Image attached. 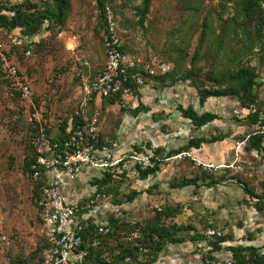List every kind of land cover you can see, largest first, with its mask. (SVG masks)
Segmentation results:
<instances>
[{
    "label": "rangeland",
    "instance_id": "rangeland-1",
    "mask_svg": "<svg viewBox=\"0 0 264 264\" xmlns=\"http://www.w3.org/2000/svg\"><path fill=\"white\" fill-rule=\"evenodd\" d=\"M22 1L0 0V3L11 5ZM31 1L39 6L50 4V0ZM67 3L60 24L43 26L32 37L24 36L18 29L0 28L2 50L29 79L35 106L43 110L49 131L54 127L58 130L61 121L72 112L79 99L80 78H94L106 57L104 24L96 0H67ZM216 4L214 1L212 6ZM105 5L115 15L127 53L146 61L153 58L166 61L171 71L177 68L182 72L191 66L199 42L200 18L207 6L205 0H151L143 23L137 15L139 0H106ZM195 12L198 19H194ZM201 55L188 80L178 79L169 85V80L163 82L151 77L141 99L133 92L132 96L121 95V103L105 99L102 106L93 104L88 116L99 112L101 141L111 147L114 158L122 159L121 168L127 170L121 176L118 175L121 168L115 167V175L107 185L109 201L120 206L121 214L112 216L108 212L106 216L130 225L134 221L144 225L155 221L168 226L174 223L179 226L176 235L186 239L202 234L208 226H218L229 238L227 243L246 245L251 237L254 239L251 242L260 247L264 242V203H257V197L264 195V155L249 147L248 138L259 130V125L251 122L249 108L242 107L234 96L210 97L203 105L199 104V88L191 85V80L198 78L205 82L208 69L205 46ZM245 64L253 67L257 76L254 89L257 103L253 108L264 114V39L262 51L258 50ZM137 103L148 110L141 111L137 119L124 127V111ZM180 105H191L199 113L213 111L218 118L195 128L182 117ZM33 110L0 73V264H41L50 244L47 228L36 208L28 169L27 158L33 150L30 120ZM212 136L223 139L171 155L155 174L145 179L139 177L138 163L132 156L140 145L152 144L156 150L159 148L156 155L161 157L193 138ZM242 141L245 145L239 144ZM238 156L243 163L236 170ZM210 163L217 168L206 170L204 165ZM80 175L75 189L83 193L81 199L85 200L92 194V187L97 189L93 180L102 175L97 170L83 171ZM185 178H197V185L172 187ZM212 181L218 183L211 184ZM133 191L139 193L129 202L126 199ZM120 200L123 203H116ZM91 208L96 209L94 205ZM3 235L6 240L2 239ZM124 235V231H117L93 244L88 232L85 246L88 248L92 242L103 257L109 258L110 251ZM167 246L170 251L179 252L183 245L168 243L164 251Z\"/></svg>",
    "mask_w": 264,
    "mask_h": 264
},
{
    "label": "trees",
    "instance_id": "trees-1",
    "mask_svg": "<svg viewBox=\"0 0 264 264\" xmlns=\"http://www.w3.org/2000/svg\"><path fill=\"white\" fill-rule=\"evenodd\" d=\"M105 1L96 0L104 28L107 6ZM214 1H217V4L212 6ZM139 2L140 5L136 8L137 15L140 23H143L149 12L151 0H139ZM205 2L207 6L205 14L200 18L199 42L191 58V66L185 68L182 72H178V69L175 68L172 71L170 69L171 72L168 71L165 74L152 77L163 82L169 80V85L174 84L178 79L188 80L193 76L194 65L201 59V49L205 46V62L208 63V69L205 71V82L198 78L191 80V85L199 88V104L203 105L209 97L234 96L242 107H253L257 103V95L254 91L257 86V76L254 68L245 63L250 61V58L258 50L262 51L263 49L264 0H205ZM67 4V0H50V4L45 6H39L31 0H23L11 5L0 3V28L7 31L18 29L24 36L32 37L43 26L48 27L56 23L60 24L66 15ZM194 19H198L197 13ZM121 48L125 51L123 43ZM19 72L21 73L20 70ZM133 87L134 92H136L137 87ZM121 95L119 93L116 96L105 99L121 103ZM178 109L182 117L188 119L195 128H201L218 118L214 112L205 111L199 113L191 105L187 107L180 105ZM147 110L148 107L139 104L129 109L128 112L136 116L139 112ZM250 113L251 122L258 124L259 130L248 135L249 147L260 150L264 155V132L262 131L264 114L260 112L259 108L254 109ZM66 127L67 117L61 122V131H65ZM31 129L32 139L35 132L34 124ZM222 139V137L218 136L193 138L185 146L171 150L166 156L161 157L156 155L159 148L155 149L149 158L150 163L147 166H136L139 177L145 179L149 175L155 174L163 160L171 155L178 154L181 151H188L190 148H199L202 143H212ZM31 146L33 149L32 143ZM137 149L139 150V148ZM31 154H33V150L27 158L28 167ZM121 165L122 162L120 168ZM115 171L114 169L112 172H106L102 177L93 180V183L97 186V191L107 195L110 194L107 185L115 175ZM126 173L127 170L121 168V172H118V175L124 176ZM217 183V181L211 182V184ZM188 185H197V178H185L176 184H172V187L181 188ZM33 187L36 204L37 189L35 185ZM245 189L251 195L253 194L250 188L246 187ZM138 193L133 191L126 200L132 201ZM259 201L260 204L264 203V195L257 197V203ZM116 203L121 204L123 201L120 200ZM260 204H257V207L261 209ZM111 215L115 216L114 214ZM108 227L109 232L103 234L98 232L96 224L91 219L86 222L81 232V248L86 251V255L81 264H152L168 243H181L187 240L183 236L176 235L179 226L174 223L168 226L155 221L144 225L135 221L130 225L115 218H108ZM136 230L139 233L138 237L132 235ZM117 231H124L125 235L117 243V247L110 251L109 258L107 256L103 257L97 247L92 245V242L88 248L85 246L88 232L92 235V240L90 239V241L95 244L98 239L111 236ZM204 238L205 236L202 233L192 236L190 239L194 241ZM228 240L229 238L222 235L221 237H214L210 243L214 250H218ZM49 247L50 244L47 248ZM226 249L232 253L233 264H264V243L261 247L241 244L228 245ZM212 259L214 258H209V260ZM208 261L206 264H208ZM13 264L18 263L13 262ZM41 264H43V258Z\"/></svg>",
    "mask_w": 264,
    "mask_h": 264
},
{
    "label": "built area",
    "instance_id": "built-area-1",
    "mask_svg": "<svg viewBox=\"0 0 264 264\" xmlns=\"http://www.w3.org/2000/svg\"><path fill=\"white\" fill-rule=\"evenodd\" d=\"M103 43L106 54L104 66L94 78H80L82 97L67 116L64 136L58 138L47 131L43 110L35 106L29 79L4 54L0 44V73L15 86L20 98L34 109L30 116L35 128L31 139L33 154L29 159L28 169L37 189L36 208L40 220L47 228L46 234L50 241V247L44 251L43 264H81L86 255V251L81 248V232L89 219L96 224L98 232H109L108 220L104 224L99 223L91 205L115 216L121 214L120 206L112 204L107 194L97 189L89 198L75 203L66 202L61 194L66 176L72 177L87 167L97 169L103 176L106 172L114 171L115 167H120L122 162L120 157L114 158L115 153L111 147L101 141L99 112L95 111L91 117L85 118L93 96L108 98L119 93L130 95L134 92L133 86L138 88L152 76L165 74L171 69L168 62L156 58L142 60L122 50L123 41L117 29L115 15L109 6H106L105 12ZM247 111L253 112L254 108L250 107ZM239 144L245 145V141ZM139 147V151L134 152L132 157L138 165L144 167L150 163L149 158L156 148L152 144ZM142 152L145 153L143 157L140 156ZM236 163L235 169H241L243 160L240 156ZM204 168L213 170L217 166L210 163L205 164ZM205 234L209 238L221 237L223 230L208 227ZM132 235L138 237L139 233L136 230ZM2 239L6 240V236L3 235ZM208 264H233V261L232 258H214Z\"/></svg>",
    "mask_w": 264,
    "mask_h": 264
},
{
    "label": "crops",
    "instance_id": "crops-1",
    "mask_svg": "<svg viewBox=\"0 0 264 264\" xmlns=\"http://www.w3.org/2000/svg\"><path fill=\"white\" fill-rule=\"evenodd\" d=\"M103 65H104V62L102 63V66H101L100 70L103 68ZM146 84H147V82L144 85H142V86H140V87L137 88L136 95H137L138 99H141V98L144 97L143 96V93H144V91L146 89L145 88ZM132 94H130L129 96H132ZM81 97H82V90L79 87V99ZM137 97H136V100H135L136 102L138 101ZM79 99L75 102V104L79 101ZM104 100H105V98H102V97H100L98 95H94L93 96V99H92V101L90 103V107L87 110V113L85 114V118H89L88 114H89V111L93 109V104H95L97 106L98 105L99 106H102L103 104H105V101ZM139 104L137 103V105H139ZM135 105L133 107H136ZM207 111H210V110H207ZM124 112H126L125 114H123V121H122V124H123L124 127L128 126L127 123L130 122L131 120L133 121L134 119H137V117H139V113H140L139 112L138 115L133 116L128 111H124ZM203 112H205V111H203ZM210 112H213V111H210ZM145 113H143V114H145ZM146 114H148V113H146ZM263 117H264V115H263ZM60 126H61V124L58 125V128H59L58 130L54 127V130L49 131V125H47V127H48L47 129L49 131L48 133L51 136L55 137V138L63 137L64 134H65V131H61ZM262 131H263V127H262ZM205 144H208V143H205ZM196 149H198V148H194V150H196ZM90 170H97V169L87 167V168L83 169L81 172H79L78 174H76V175H74L72 177L66 176L65 181H64V185H63V187L61 189L62 197L65 199L66 202H68V203H75V202H78V201H83L81 199V195L83 193L81 194V193H78V191H76V189H75L76 183L75 182H76V180L79 177H81L80 174H82L83 171L86 172V171H90ZM94 190H96V189H94L92 187L91 190H90L91 193ZM88 191L89 190H87V192ZM107 213L108 212H106L105 210H100V209H97V208L93 212L94 216L97 217L98 222L101 223V224H104V223L107 222V220H108V218L106 216ZM212 227H214V228H220L222 230V228L221 227H218V226H212ZM203 234L205 236L204 239L194 240V241L191 240V239H187L186 241L181 242V244L183 246H182L181 250H179V252H178L177 249L172 252V250L170 251V249H168V246H167V249L165 251L163 250L162 251L163 253L159 257L157 256V259L152 264H206L207 261L209 260V258H211V257L212 258H223V259H228V258H232L233 257L232 256V253L228 249H226V247L228 245H233V244L224 242L222 244V247L221 248H219L218 250H214L212 248L211 243H210L213 240V238L207 237L206 234H205V231L203 232ZM252 240H254V239L250 237L249 238V242L246 245H254L251 242ZM263 243H262V245H263ZM257 247H259V246H257ZM263 251H264V249H263Z\"/></svg>",
    "mask_w": 264,
    "mask_h": 264
}]
</instances>
